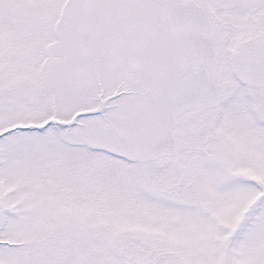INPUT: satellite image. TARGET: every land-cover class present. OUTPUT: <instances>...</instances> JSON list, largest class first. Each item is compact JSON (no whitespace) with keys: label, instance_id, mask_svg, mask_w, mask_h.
Returning a JSON list of instances; mask_svg holds the SVG:
<instances>
[{"label":"snow or ice","instance_id":"obj_1","mask_svg":"<svg viewBox=\"0 0 264 264\" xmlns=\"http://www.w3.org/2000/svg\"><path fill=\"white\" fill-rule=\"evenodd\" d=\"M0 264H264V0H0Z\"/></svg>","mask_w":264,"mask_h":264}]
</instances>
